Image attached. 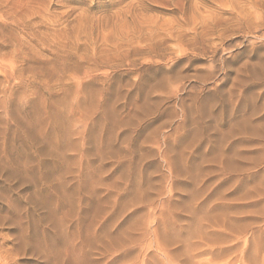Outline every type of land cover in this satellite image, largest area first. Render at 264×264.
Wrapping results in <instances>:
<instances>
[{
    "label": "rangeland",
    "instance_id": "rangeland-1",
    "mask_svg": "<svg viewBox=\"0 0 264 264\" xmlns=\"http://www.w3.org/2000/svg\"><path fill=\"white\" fill-rule=\"evenodd\" d=\"M85 232L264 264V0H0V264Z\"/></svg>",
    "mask_w": 264,
    "mask_h": 264
},
{
    "label": "bare ground",
    "instance_id": "bare-ground-1",
    "mask_svg": "<svg viewBox=\"0 0 264 264\" xmlns=\"http://www.w3.org/2000/svg\"><path fill=\"white\" fill-rule=\"evenodd\" d=\"M217 16V15H216ZM95 227V226H94ZM89 228V227H88ZM92 228H90V230H91ZM102 229V228H101ZM104 229V228H103ZM86 230H89V229H86ZM85 230V231H86ZM95 228H94V232H95ZM98 230V229H97ZM64 231V230H63ZM84 231V230H83ZM103 230H101V232H102ZM108 231V230H107ZM122 231V230H121ZM125 231V230H124ZM80 232V231H79ZM89 232H91V234L93 233L92 231H89ZM100 232V233H101ZM120 232V231H119ZM84 233V232H83ZM86 234H84V235H81L80 233L77 235V237H76V233L74 234L75 235V238H78V244H76V245H72V248L71 249H69V248H66L65 247V249H62V247H60V248H58V247H56V245H53V246H51V248H50V250L53 252V255L51 256V258H49V256L48 255H46V254H44V253H40V255H39V257H42V264H88L87 263V261H89V258H88V252L89 251H92L95 247L97 248V246H93V244L92 243H94V242H97L98 244L99 243H102V239L104 238V237H106V238H108V240H109V242H111V243H114V242H118V241H120V236H116L115 237V235L113 236V237H109V234L106 232V231H103V234H102V237H101V239L100 238H94V240L92 241L91 240V238H89L90 236H89V234H88V232H85ZM116 233H118V232H116ZM121 233V232H120ZM95 234V233H94ZM97 234V233H96ZM99 234V233H98ZM97 234V235H98ZM115 234V233H114ZM89 236V237H88ZM101 236V235H100ZM111 236H112V234H111ZM123 236V235H122ZM121 236V237H122ZM68 237V236H67ZM73 237V236H72ZM91 237H93V235L91 236ZM124 238V237H123ZM133 238V237H132ZM105 239V238H104ZM138 239V238H137ZM64 240V239H63ZM123 240V239H122ZM125 240V239H124ZM134 240V239H133ZM66 241L67 242H72L71 240H70V237L69 238H67L66 239ZM104 241V240H103ZM137 241V240H136ZM140 241V240H139ZM63 242V241H62ZM134 242V241H133ZM96 243V244H97ZM105 243V242H104ZM119 243V242H118ZM139 243V242H138ZM63 245H65L64 243H62ZM74 244H75V242H74ZM103 244V243H102ZM52 245V244H51ZM70 245V244H69ZM108 245H110L109 243H108ZM101 245H99V247H100ZM107 247V246H106ZM85 248V249H84ZM102 248V247H101ZM98 249V248H97ZM106 249L107 248H105L104 247V249H103V251L106 253ZM121 249H123V248H121ZM127 249V248H126ZM140 249V248H139ZM138 249V250H139ZM95 250V249H94ZM99 250V249H98ZM108 251V250H107ZM100 252H102V250H100ZM103 253V252H102ZM104 253V254H105ZM131 253V252H130ZM134 253V252H133ZM120 256V255H119ZM122 256H125L124 254L122 255ZM105 257V256H104ZM117 258V257H116ZM115 258V259H116ZM119 258V257H118ZM140 258V257H139ZM138 258V259H139ZM114 259V258H113ZM137 259V258H136ZM6 260V259H5ZM111 260H112V258H111ZM110 260V261H111ZM118 260V259H117ZM116 260V261H117ZM121 260H123V259H121ZM125 260V259H124ZM118 261H120V259L118 260ZM106 262V261H105ZM112 262H113V260H112ZM111 262V263H112Z\"/></svg>",
    "mask_w": 264,
    "mask_h": 264
}]
</instances>
